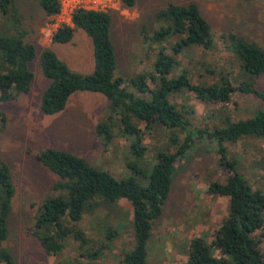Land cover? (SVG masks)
<instances>
[{
    "label": "trees",
    "instance_id": "obj_1",
    "mask_svg": "<svg viewBox=\"0 0 264 264\" xmlns=\"http://www.w3.org/2000/svg\"><path fill=\"white\" fill-rule=\"evenodd\" d=\"M119 1L126 9H132L137 2ZM38 6L48 18L60 12L59 0H38ZM110 20L106 11L75 8L70 14L71 26L62 24L52 32L51 44L62 45L71 41L74 30L82 31L90 41L93 68L88 74L71 72L50 49L41 50L40 70L49 84L42 92L39 110L43 115H54L63 110L72 94L97 93L108 102L105 120L95 126L96 137L103 147L116 137L129 136V155L141 157L145 152L143 132L160 127L165 130L171 149L168 153L157 152L149 173L139 171L134 162L126 164L132 174L147 179L144 186L132 176L115 180L64 151L45 149L36 154L35 160L55 177L50 189L56 194L41 203L33 221V236L43 253L58 256L72 239L77 256H83L82 250L89 240L73 227L85 213L96 211L104 203L123 200L131 210L133 247L122 254L120 264H147L146 242L152 224L162 213L176 163L195 144L206 140L217 143L218 166L225 172L224 181L210 183L206 192L225 198L227 213L214 229L210 242L198 237L191 239L183 264H264L260 247L264 238V195L253 190L236 171L223 146L225 142L234 144L243 138L264 139V106L245 120L231 121L224 115L222 126L193 131L170 101L172 94L184 91L199 101L217 105L218 110L228 105L235 94L253 95L264 105V93L256 88L257 79L264 77V49L232 30L221 33L216 46L210 27L195 3H170L154 14L155 30L149 35L144 27L139 30L146 52L153 53L152 74H137L124 80L115 74ZM25 37L14 0H0V102L14 101L29 93L33 75L28 65L36 52ZM190 48L226 53L230 56L227 61L232 68L230 73L235 71V78L193 84L186 71L172 76L177 65L175 57ZM128 88L142 97H135ZM180 135H183L181 139ZM13 195L9 169L0 161V264H14L3 247ZM104 235L107 240L115 238L113 230ZM86 254L95 260L99 250L95 248Z\"/></svg>",
    "mask_w": 264,
    "mask_h": 264
},
{
    "label": "rangeland",
    "instance_id": "obj_2",
    "mask_svg": "<svg viewBox=\"0 0 264 264\" xmlns=\"http://www.w3.org/2000/svg\"><path fill=\"white\" fill-rule=\"evenodd\" d=\"M103 1L97 0L102 6L99 9L108 12L111 19L109 33L116 57L115 74L124 80L137 74H152L153 53L146 52L139 30L144 27L148 35L155 30L154 14L170 3H195L210 27L216 46H219L218 36L232 30L264 49V0H137L132 9L124 8L119 0ZM64 2L62 0V7ZM14 5L26 32L25 41L34 46L36 55L28 65L33 75L29 93L14 101L0 102V161L8 167L14 189L3 247L14 264H120L122 254L133 247L131 210L123 200L104 203L96 211L85 213L73 227L89 240L82 250L83 256H77L72 239L58 256L43 253L33 236V221L41 203L56 194L50 189L55 177L35 160V155L45 149L64 151L82 158L115 180L132 176L144 186L147 179L132 174L126 164L134 162L139 171L149 173L157 152L168 153L171 149L165 130L156 127L159 129L143 132L145 152L141 157H134L129 155V136L116 137L105 147L96 137V124L103 122L108 114V102L100 94L74 93L62 111L43 115L39 104L49 81L41 74L40 51L48 48L71 72L88 74L93 68L90 41L82 31L74 30L69 43L51 44L50 35L59 15L45 17L38 0H14ZM64 14H68L66 8L60 17ZM229 58L224 52L190 48L175 57L177 65L171 74L176 76L186 71L193 84L219 83L224 77L234 79L235 71L230 73L232 68L227 64ZM256 88L264 93V77L257 79ZM128 89L135 97H142ZM170 101L182 112L193 131L222 126L224 115L231 121L245 120L264 106L253 95L235 94L228 105L218 110L217 105L199 101L184 91L172 94ZM216 146L214 141L202 140L176 163L162 213L152 224L146 242L147 264H183L191 239L198 237L210 242L214 229L226 216V199L206 192L210 183H222L225 177L218 166ZM223 146L227 159L235 163L236 171L253 190L264 195V139L243 138L234 144L225 142ZM111 230L115 238L105 239L104 234ZM260 247L264 254V238ZM95 248L99 255L91 260L86 253Z\"/></svg>",
    "mask_w": 264,
    "mask_h": 264
},
{
    "label": "crops",
    "instance_id": "obj_3",
    "mask_svg": "<svg viewBox=\"0 0 264 264\" xmlns=\"http://www.w3.org/2000/svg\"><path fill=\"white\" fill-rule=\"evenodd\" d=\"M65 2V4L63 5V7H62V5H61V7H60V12H59V19H57V23L55 24V26H54V24L51 26V27H53L54 26V28H52V31H54L55 30V28H57L58 27V25L57 24H66V25H69V26H71V24H70V11H71V9L73 8V5L76 3V1H78V0H64ZM81 1H83V2H87L88 0H81ZM103 1V0H102ZM104 2V1H103ZM102 2V3H103ZM97 7V6H96ZM65 8H66V10H68V14H64V16L63 17H60V14L65 10ZM91 9H96V8H94L93 6H92V8ZM52 33V32H51ZM50 39H51V35H50Z\"/></svg>",
    "mask_w": 264,
    "mask_h": 264
},
{
    "label": "built area",
    "instance_id": "obj_4",
    "mask_svg": "<svg viewBox=\"0 0 264 264\" xmlns=\"http://www.w3.org/2000/svg\"><path fill=\"white\" fill-rule=\"evenodd\" d=\"M59 3H60V7L62 5V0H59ZM76 7L75 8H82V9H86V10H97V11H104L103 9H99L101 8L102 6L97 2V0H88L87 2H83L81 0H78L76 1ZM98 5V8H96V6ZM92 6L96 9H91ZM74 8V9H75ZM73 9V10H74ZM71 10L69 14H71V12L73 11Z\"/></svg>",
    "mask_w": 264,
    "mask_h": 264
}]
</instances>
